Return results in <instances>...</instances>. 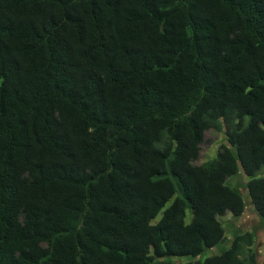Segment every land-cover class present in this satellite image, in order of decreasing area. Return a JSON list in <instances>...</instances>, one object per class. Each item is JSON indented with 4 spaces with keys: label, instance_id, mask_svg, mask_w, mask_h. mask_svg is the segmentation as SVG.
I'll list each match as a JSON object with an SVG mask.
<instances>
[{
    "label": "trees",
    "instance_id": "1",
    "mask_svg": "<svg viewBox=\"0 0 264 264\" xmlns=\"http://www.w3.org/2000/svg\"><path fill=\"white\" fill-rule=\"evenodd\" d=\"M248 203L264 0H0V264H262Z\"/></svg>",
    "mask_w": 264,
    "mask_h": 264
},
{
    "label": "rangeland",
    "instance_id": "2",
    "mask_svg": "<svg viewBox=\"0 0 264 264\" xmlns=\"http://www.w3.org/2000/svg\"><path fill=\"white\" fill-rule=\"evenodd\" d=\"M225 141V135L222 131L216 130H207L205 132V139L202 143V149L200 152V157L197 159L196 163H202L209 158H212L216 155V152L220 146V144ZM247 179L240 173L234 176H231L227 179V183L229 185L235 186L239 185L240 189L247 194V188L244 186V183ZM247 202L249 201L248 196H245ZM226 224L235 225V227H240L243 230H255L257 232V239H256V249L260 258V262L264 264V221L260 219L255 209L248 203L247 211L238 219H233V217L228 213L226 216L223 217ZM233 228V227H232ZM232 237L231 230L228 229L226 239L214 246V249L211 251H206L203 255L204 258L206 255H211L215 253H219L225 247H228L230 243H228V238ZM189 258V257H186Z\"/></svg>",
    "mask_w": 264,
    "mask_h": 264
}]
</instances>
